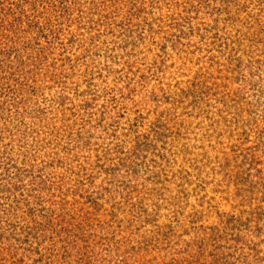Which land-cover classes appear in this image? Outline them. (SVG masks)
<instances>
[{
	"label": "rangeland",
	"instance_id": "rangeland-1",
	"mask_svg": "<svg viewBox=\"0 0 264 264\" xmlns=\"http://www.w3.org/2000/svg\"><path fill=\"white\" fill-rule=\"evenodd\" d=\"M0 264H264V0H0Z\"/></svg>",
	"mask_w": 264,
	"mask_h": 264
}]
</instances>
